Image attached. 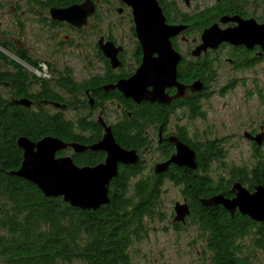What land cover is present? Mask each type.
Returning a JSON list of instances; mask_svg holds the SVG:
<instances>
[{
  "label": "flooded vegetation",
  "instance_id": "obj_1",
  "mask_svg": "<svg viewBox=\"0 0 264 264\" xmlns=\"http://www.w3.org/2000/svg\"><path fill=\"white\" fill-rule=\"evenodd\" d=\"M86 2L93 8V14L79 27L54 19L51 15L53 10L80 6ZM156 2L165 24L181 28L169 41L172 49L181 57L177 65V81L187 87L183 97H177V89L171 87L164 90L168 103L143 101L137 104L115 87L119 81L129 79L141 63V49L135 35L132 10L121 0H0V97L18 107H24L18 102L25 100L29 103L28 108H43L74 125H94L99 131V135L93 138L95 141L76 143L86 147L102 140L104 125L111 130L121 124L128 131L141 130L142 139L138 141L137 148L132 150L139 157L137 164L141 174L154 178L161 176L154 173V167L175 154L174 140L185 144L194 151L195 156L198 150L200 154H206L212 148L213 155H218L208 163L204 174L209 178V184L216 189L228 187L230 191L227 197L216 191L206 199L216 195L232 199V186L239 183L234 179L236 170L249 172L256 166L258 157L264 156V115L259 121L249 118L241 135L253 161L250 166L226 165V138L220 137L208 125L199 132L196 124H206L208 114L216 111L212 104L214 98H222L239 89L247 103L253 99L264 103V50L259 45L221 42L216 47L200 50L199 54L196 52L202 45L204 31L212 27L218 31H228L248 21L264 26V0ZM100 41L112 43L116 49H120L117 55L120 63L118 68L111 67L99 48ZM129 44H132L130 50L127 48ZM138 47L140 62L137 64ZM178 73L186 77L199 75L202 78L182 82L178 80ZM17 75L28 77L25 86H19L21 79ZM9 77H13L11 83ZM195 82L201 83L202 89L192 92L189 87ZM15 85L18 87L14 88ZM46 87L54 94L53 100L39 95ZM17 92L25 94L16 95ZM149 107L156 108V114L146 117L145 108ZM262 108L264 110V105ZM132 120H137L140 127L127 128L126 124ZM78 134L86 140L93 136L89 129L79 128ZM259 138L262 139L261 146L257 144ZM65 156L71 160L90 159L94 161L92 167L104 163L106 158V154L101 151L89 150L74 153L72 149H67L57 154V157ZM171 166L175 165L168 168ZM242 186L253 193L255 187L262 185H256L252 190ZM181 196L180 203L188 205L190 215L184 223L172 222L171 226L178 231L192 224L196 237L194 241L202 248L201 259L195 264H212L207 245L210 231L200 227L197 215L191 214L190 201L182 193ZM171 215L173 220L174 212ZM228 215L231 219L235 216L247 218L238 211L233 215L228 212ZM254 223L256 226L264 224ZM251 236L252 232L248 237L237 240L242 247L239 264H264V249L254 245Z\"/></svg>",
  "mask_w": 264,
  "mask_h": 264
},
{
  "label": "trees",
  "instance_id": "obj_2",
  "mask_svg": "<svg viewBox=\"0 0 264 264\" xmlns=\"http://www.w3.org/2000/svg\"><path fill=\"white\" fill-rule=\"evenodd\" d=\"M137 51L138 64L139 47ZM17 77L21 79L19 86L28 80L23 75ZM201 78L178 73V80L182 82ZM12 80L13 77L8 78L9 83ZM20 93L25 94L17 92L16 95ZM39 95L53 100L54 94L46 87ZM144 114L154 116L156 108H145ZM123 125L111 130L116 144L123 149H136L142 139L141 130L128 131ZM126 127L136 129L140 124L132 120ZM79 128L92 131V138L83 139L78 134ZM95 135L99 131L92 124L74 125L43 108L14 106L0 97L1 264H129V248L147 231L144 221L156 220L161 215L162 188L167 181L180 187L182 195L190 201L191 214L197 215L202 229L210 231L207 245L212 264H239L242 247L237 240L248 237L251 232L254 245L264 249V224L256 226L241 216L231 219L222 206L202 205L216 191L225 197L230 191L228 187L216 189L204 174L208 163L218 155H213L211 145L206 154L198 150L194 170L171 166L154 178L141 174L138 164L118 167L117 176L109 185V203L96 210L70 207L61 197L45 198L31 182L10 175L22 162V151L16 143L20 137L32 142L54 137L66 144H86L94 142ZM72 161L79 167L94 164L90 159L73 158ZM234 179L251 190L256 185L264 186V156L258 157L256 166L249 172L236 170Z\"/></svg>",
  "mask_w": 264,
  "mask_h": 264
},
{
  "label": "water",
  "instance_id": "obj_3",
  "mask_svg": "<svg viewBox=\"0 0 264 264\" xmlns=\"http://www.w3.org/2000/svg\"><path fill=\"white\" fill-rule=\"evenodd\" d=\"M132 10L133 23L137 42L141 49V63L135 73L127 80H121L115 86L126 98L135 103L143 101L154 103H168L164 90L175 87L177 97H183L187 87L177 81V65L180 55L172 49L170 38L177 35L181 28L167 26L161 9L156 0H121ZM93 14V8L84 3L63 10H53L54 19L65 21L72 25L81 26L86 18ZM221 42L233 44L259 45L264 50V26L254 22L242 23L233 30L218 31L212 27L204 31L202 45L197 49L216 47ZM99 48L109 60L112 68H118L120 63L116 49L112 43L99 42ZM189 89L197 92L202 89L199 82L193 83ZM18 105L29 107L27 101H20ZM176 152L164 163L154 167V173H165L170 165L185 167L190 170L196 168L194 151L185 144L174 140ZM17 146L22 151V162L18 170L10 175L24 179L34 184L45 198H59L70 207L80 210H96L109 203V185L117 176L119 165L129 166L138 162V155L133 150H125L116 144L110 127L104 125V135L97 144L86 147L80 144H66L54 137H44L32 142L25 137L17 139ZM261 146L262 139L257 140ZM72 149L74 153L87 150L106 154L104 163L94 167H78L70 157H57V154ZM234 198L227 199L223 195H216L202 201L204 206H222L233 215L238 211L251 221L264 223V187L257 186L250 193L239 183L231 189ZM173 223H184L190 215L186 203H175L173 207Z\"/></svg>",
  "mask_w": 264,
  "mask_h": 264
},
{
  "label": "rangeland",
  "instance_id": "obj_4",
  "mask_svg": "<svg viewBox=\"0 0 264 264\" xmlns=\"http://www.w3.org/2000/svg\"><path fill=\"white\" fill-rule=\"evenodd\" d=\"M131 45L127 46L129 50ZM258 80L261 79L258 78ZM242 96L243 92L239 89L222 98H214L212 104L215 105L216 111L208 114L206 124H196L199 132L208 125L218 132L220 137L226 138L225 150L227 151L224 160L228 166L252 164L249 148L241 135L249 118L259 121V118L264 115L262 108L264 103L256 99L247 103ZM181 201L180 189L168 181L164 182L161 215L156 220L144 221V228L147 231L142 239L135 242L128 251L129 264H195L201 259L202 248L194 241L196 237L192 224L178 231L171 226L174 204Z\"/></svg>",
  "mask_w": 264,
  "mask_h": 264
},
{
  "label": "bare ground",
  "instance_id": "obj_5",
  "mask_svg": "<svg viewBox=\"0 0 264 264\" xmlns=\"http://www.w3.org/2000/svg\"><path fill=\"white\" fill-rule=\"evenodd\" d=\"M139 158V157H138ZM139 160V159H138ZM137 164V163H136Z\"/></svg>",
  "mask_w": 264,
  "mask_h": 264
}]
</instances>
